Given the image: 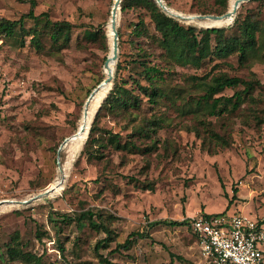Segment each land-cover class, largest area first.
Returning <instances> with one entry per match:
<instances>
[{"label":"rangeland","instance_id":"rangeland-1","mask_svg":"<svg viewBox=\"0 0 264 264\" xmlns=\"http://www.w3.org/2000/svg\"><path fill=\"white\" fill-rule=\"evenodd\" d=\"M223 1L164 4L185 16L216 15ZM232 1L226 0L227 11ZM113 3L0 0V25L17 22L30 10L38 16L22 19L9 36L0 27V264H98L94 246L105 235L87 225L77 227L75 218L86 211L111 232L98 251L108 264H212L187 225L148 227L152 222L220 213L264 222V0L243 3L236 13L256 21L260 36L257 55L243 67L236 55L198 66L173 65L145 10L133 4L121 10L120 5L115 24L121 69L115 83L128 90L124 101L133 100L126 107L101 108L114 84L113 71L106 93L89 104L83 140L65 146L80 126L89 94L105 78ZM139 19L143 33L136 37ZM178 21L208 29L205 20ZM59 22L70 25L67 40L51 37L52 25ZM233 23L225 25L227 36H238ZM140 62L163 71L161 85L169 97L152 104L137 88L136 82L147 84ZM219 72L250 81L254 89L235 112L211 117L194 105L204 92L192 78L208 80ZM213 133L227 145L222 147ZM112 134L119 148L108 141ZM49 189L52 193L34 199ZM137 231L151 240L114 251ZM8 248L16 253L11 256Z\"/></svg>","mask_w":264,"mask_h":264},{"label":"trees","instance_id":"trees-1","mask_svg":"<svg viewBox=\"0 0 264 264\" xmlns=\"http://www.w3.org/2000/svg\"><path fill=\"white\" fill-rule=\"evenodd\" d=\"M165 0H162L164 3ZM258 1V0H255ZM133 4L134 7L145 10L148 14L150 21L152 22L154 29L159 34V45L166 58L172 61L173 65L184 66L187 64L198 66L203 60L216 58L217 60L228 59L233 55L237 57V63L239 66L243 67L247 60L251 56H256L259 48V39L260 36H256L258 31L257 22L252 18H239V14L232 21L233 25L237 27L238 36H227L226 31L227 27L225 25H219L210 27V29H203V27H186L179 23L178 19L165 13L156 3L155 0H122L121 10H124ZM224 9L222 12L217 13L216 15H221L227 12V2L223 1ZM169 8L168 4H165ZM30 18L35 20L38 16H34L30 10L28 14L23 16L17 22H6L1 24L0 27L6 36L11 35L13 26L17 23L22 22V19ZM54 27L51 37L54 40H57L61 35L67 40L70 33V25L67 22L54 23ZM144 22L142 19H139L136 28L133 30V33L136 37H141L143 33ZM138 27V28H137ZM0 40L3 43V39L0 37ZM34 43V46L39 48V40L36 36H33L31 39ZM226 66L232 68L228 62H224ZM141 66L140 75L146 81V85H140L137 83V88L142 91L144 95L148 97L152 104H157L158 100L162 97H169V94L166 93L164 87H162L161 82H164L163 71L156 65L148 66L145 62H140ZM116 66V61H115ZM172 67V66H170ZM121 69L120 62H117L116 69H114V84L111 90L107 93L108 96L104 100L101 108L106 105H121L127 106L128 100H133L127 96V100L124 101L122 98L124 93H127L128 90L124 87L118 86L115 83V76L117 71ZM170 69V68H169ZM168 69V70H169ZM197 81V86H199L204 94L199 97V99L194 102V105L197 109H204L207 111V114L211 117H221L224 114H230L235 112L244 102L245 97L249 94V91H253L254 86L250 81H244L243 79L230 76L225 72H219L216 75H213L210 79L207 78H192ZM102 82V81H101ZM100 84V82H99ZM243 86L241 90L234 91L231 96L221 95L225 90H233ZM100 108V109H101ZM95 122L90 129V134L95 129ZM116 134L111 135L109 142L113 143L115 147L119 148V143L116 140ZM213 139L218 141L220 145L226 146L227 143L224 138L218 134L213 133L211 135ZM116 138V139H114ZM89 140V139H88ZM94 141L95 139H91ZM88 142L86 143V145ZM83 152V151H82ZM235 214V213H234ZM226 214H202L203 218L210 219L214 217L224 216ZM232 215V214H231ZM95 214L90 211L80 213L76 218L75 222L78 228H83L86 225L92 230L101 231L105 238L96 242L94 246L95 254L98 258V264H108V260L103 258L101 254L98 253L101 246L108 242L111 238L110 230L101 222H96L94 220ZM182 225H187L189 229V222H178V221H168L161 220L157 222H152L148 224V227L154 228L157 226H168L171 228L179 227ZM151 240L150 235L145 232H132L126 239L117 244L114 251L118 252L119 250H129L138 240ZM7 251L12 256L16 251L12 249H7ZM28 255V254H27ZM22 256L27 259L28 256L22 254Z\"/></svg>","mask_w":264,"mask_h":264},{"label":"built area","instance_id":"built-area-1","mask_svg":"<svg viewBox=\"0 0 264 264\" xmlns=\"http://www.w3.org/2000/svg\"><path fill=\"white\" fill-rule=\"evenodd\" d=\"M188 222L201 254L212 264H264V222L236 213Z\"/></svg>","mask_w":264,"mask_h":264},{"label":"water","instance_id":"water-1","mask_svg":"<svg viewBox=\"0 0 264 264\" xmlns=\"http://www.w3.org/2000/svg\"><path fill=\"white\" fill-rule=\"evenodd\" d=\"M122 0H114L112 9H111V15L110 17L112 18V22H111V29L114 33V38H113V48H114V56H113V60H117V53H118V44H117V40H118V33L116 30V24H115V14L117 9H119L120 3ZM156 3L158 4V6L168 15L177 18L178 20H192V19H198V20H210V21H215V22H221L226 20L230 14L236 15L237 10L239 8V6L243 3L252 1V0H238L235 5H234V9L232 11V13L230 12H225L222 15H193L192 17H188L182 14H172V12L165 6V4L162 2V0H155ZM210 29V28H208ZM107 63H108V58H106L103 66L107 67ZM113 79V75L108 74V76L106 78L103 79L102 82H100V84H98L89 94L88 98H87V102H85V108H87L88 102L94 97V95L96 94L98 88L105 86L108 83H111ZM64 142H66V139L64 140ZM62 147V146H61ZM59 153V150H58ZM59 156V154H58ZM52 189L47 190L46 192H44L41 195H38L37 197H35L34 199H38L41 198L43 196H46L50 193H52ZM29 201L23 202L22 204H27ZM1 204V202H0Z\"/></svg>","mask_w":264,"mask_h":264},{"label":"bare ground","instance_id":"bare-ground-1","mask_svg":"<svg viewBox=\"0 0 264 264\" xmlns=\"http://www.w3.org/2000/svg\"><path fill=\"white\" fill-rule=\"evenodd\" d=\"M237 1L238 0H233L229 4L227 12L232 13V11L234 9V5H235V3ZM170 11L172 12V14H178V13L172 11V10H170ZM188 17H192V16H188ZM234 18H235V15L230 14L229 17L226 20L221 21V22L205 20V21H208V22L204 23V25H206L207 28L214 27V26H219V25H228L234 20ZM115 20H116V14H115ZM192 20H198V19H192ZM111 22H112V18L110 19V30H111V33H112V45H111V48H110V51H109L108 57H107L108 58L107 67L103 66V72H104L105 78L108 76V74L113 75L114 65H115V60H113V56H114V48H113L114 33H113L112 29H111ZM109 84L110 83L106 84L103 87L98 88V90H97L96 94L94 95V97L88 102L87 108H85V106H84V113H83V115L81 117L80 126H79V128L77 129V131L74 134H72L71 136H69V138L66 139V142H64L65 146L70 144V143L77 146V145H79L81 143V141L83 140L84 136L86 135V132H87V129H88V126H89V122H90V111H89V108H88L89 104H91L94 101L102 98V96L108 90V85ZM61 148L62 147L60 146V148L58 149L59 153H60Z\"/></svg>","mask_w":264,"mask_h":264}]
</instances>
